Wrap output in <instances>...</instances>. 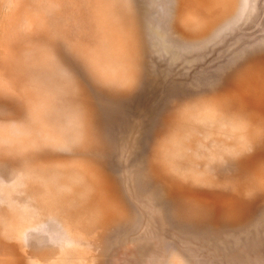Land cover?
I'll return each instance as SVG.
<instances>
[{"label":"rangeland","instance_id":"rangeland-1","mask_svg":"<svg viewBox=\"0 0 264 264\" xmlns=\"http://www.w3.org/2000/svg\"><path fill=\"white\" fill-rule=\"evenodd\" d=\"M0 264H264V0H0Z\"/></svg>","mask_w":264,"mask_h":264}]
</instances>
